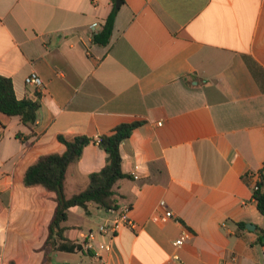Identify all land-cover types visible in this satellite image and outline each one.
Here are the masks:
<instances>
[{
    "label": "crops",
    "instance_id": "1",
    "mask_svg": "<svg viewBox=\"0 0 264 264\" xmlns=\"http://www.w3.org/2000/svg\"><path fill=\"white\" fill-rule=\"evenodd\" d=\"M114 9L110 43L96 44ZM32 74L42 94L26 84ZM0 76L18 99L39 94L41 104L32 127L0 114V264L45 260L56 195L26 187L27 170L64 154L61 136L97 141L133 123L121 145L128 178L115 190L134 226L102 233L115 213L71 208L64 236L81 250L52 253L49 264H100L102 244L107 264H173L175 254L186 264H264L253 190L264 167V0H0ZM106 164L98 143L87 145L68 168L66 196Z\"/></svg>",
    "mask_w": 264,
    "mask_h": 264
},
{
    "label": "trees",
    "instance_id": "2",
    "mask_svg": "<svg viewBox=\"0 0 264 264\" xmlns=\"http://www.w3.org/2000/svg\"><path fill=\"white\" fill-rule=\"evenodd\" d=\"M118 10L114 9L107 18L103 29L94 36V42L106 46L110 43L115 18ZM41 107L40 95L33 99L17 98L11 79L0 76V114L7 117H20L23 124L32 127L38 119V111ZM140 123L122 124L115 128L109 135L100 136L97 141L87 136H79L69 141L59 137L65 144L67 151L64 154L42 155L38 161L26 172L24 184L26 187L41 186L56 195L57 207L49 224V234L45 242V260L43 264H49L52 253L59 251L75 252L81 250L65 239L64 233L71 208L82 207L88 210L89 205H94L108 212L120 210V204L116 193V185L128 176L123 172V158L121 145L129 139L133 131ZM0 128L5 125L0 121ZM21 138V135L18 134ZM92 142H97L99 147L107 153V164L99 172L90 175V185L83 192L67 197L65 194V180L68 168L71 164L80 160L85 147ZM258 189L254 190V198L258 210L264 216V167L259 171ZM239 229H245L246 225L240 223ZM260 242L263 243L264 230L260 229Z\"/></svg>",
    "mask_w": 264,
    "mask_h": 264
},
{
    "label": "built area",
    "instance_id": "3",
    "mask_svg": "<svg viewBox=\"0 0 264 264\" xmlns=\"http://www.w3.org/2000/svg\"><path fill=\"white\" fill-rule=\"evenodd\" d=\"M26 84L29 86H33L37 89L39 94H42V90L44 88V83L43 80L37 75V74H32L31 76H29L26 79ZM140 167H136L135 172L132 173V177L137 180L139 179V175L137 173V171L139 170ZM258 186L257 184L254 185L253 190H257ZM161 207L165 208L166 207V202H161ZM113 213H115L117 215L115 222L111 225V226H101L100 227V232L102 233H108L110 232L111 234H116L120 225H127V226H131L133 227L134 224L133 222L130 220L129 218V213H130V208L126 207L124 209H120L118 211H112ZM173 217V213L168 211L165 213V219H170ZM159 218H155V220H158ZM94 234L91 233L89 235L86 236V238L88 239V242L86 243V249L88 250H92L94 249V244L92 243L91 240H93ZM190 235L189 233H184L178 240H176L175 242V246L177 248H181L184 246V244L189 240ZM103 250H110V247L108 245L102 244L100 245L99 249L96 250L97 254V258L100 261V264H107V262L103 259L102 255H101V251ZM172 262L173 264H186L183 259L181 258V256L179 254H175L172 257Z\"/></svg>",
    "mask_w": 264,
    "mask_h": 264
},
{
    "label": "water",
    "instance_id": "4",
    "mask_svg": "<svg viewBox=\"0 0 264 264\" xmlns=\"http://www.w3.org/2000/svg\"><path fill=\"white\" fill-rule=\"evenodd\" d=\"M116 7H117V8L120 7V1L117 2ZM247 228H248L249 230H251V231L256 230V227H255L254 225H251V224H248V225H247ZM263 243H264V237H263Z\"/></svg>",
    "mask_w": 264,
    "mask_h": 264
},
{
    "label": "rangeland",
    "instance_id": "5",
    "mask_svg": "<svg viewBox=\"0 0 264 264\" xmlns=\"http://www.w3.org/2000/svg\"><path fill=\"white\" fill-rule=\"evenodd\" d=\"M39 253V255H38V259H37V264H41V261H42V259H41V253L40 252H38ZM67 257H71V258H76V256L75 255H69V256H67ZM25 261H27V260H25Z\"/></svg>",
    "mask_w": 264,
    "mask_h": 264
}]
</instances>
